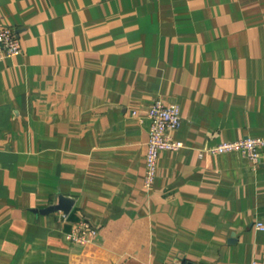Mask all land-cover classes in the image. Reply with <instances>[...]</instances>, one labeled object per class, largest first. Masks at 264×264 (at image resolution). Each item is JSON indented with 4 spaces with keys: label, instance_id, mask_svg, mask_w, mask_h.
<instances>
[{
    "label": "crops",
    "instance_id": "0c3cea01",
    "mask_svg": "<svg viewBox=\"0 0 264 264\" xmlns=\"http://www.w3.org/2000/svg\"><path fill=\"white\" fill-rule=\"evenodd\" d=\"M0 23L22 48L0 60V264L264 259V146L208 151L264 138V0H0ZM158 98L184 147L146 189ZM83 217L99 234L73 243Z\"/></svg>",
    "mask_w": 264,
    "mask_h": 264
},
{
    "label": "built area",
    "instance_id": "2783aa9c",
    "mask_svg": "<svg viewBox=\"0 0 264 264\" xmlns=\"http://www.w3.org/2000/svg\"><path fill=\"white\" fill-rule=\"evenodd\" d=\"M21 39L8 24L0 23V60L16 56L21 52ZM133 110V114H137ZM150 119L149 141L146 154V173L144 187H153L161 152L164 150L176 151L184 147V142L173 136L182 122L181 107L177 102H167L161 98L155 99L147 113ZM264 138L247 136L234 140L221 141L208 149L209 152L220 154L231 151H241L252 161L258 162L261 158V149ZM257 227L264 228L263 222H257ZM100 226L83 217L75 222L66 237L69 241L78 244H88L96 240ZM179 264H186L181 262ZM250 264H264L263 258L255 257Z\"/></svg>",
    "mask_w": 264,
    "mask_h": 264
},
{
    "label": "water",
    "instance_id": "95a60500",
    "mask_svg": "<svg viewBox=\"0 0 264 264\" xmlns=\"http://www.w3.org/2000/svg\"><path fill=\"white\" fill-rule=\"evenodd\" d=\"M74 203V199L60 195L57 203L39 209L42 213H49L53 211L62 210L64 213H69ZM186 264H191L186 262Z\"/></svg>",
    "mask_w": 264,
    "mask_h": 264
}]
</instances>
